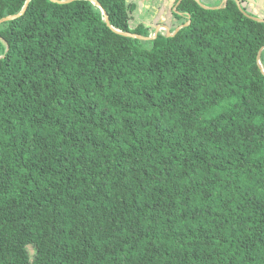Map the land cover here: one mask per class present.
<instances>
[{"label": "trees", "instance_id": "trees-1", "mask_svg": "<svg viewBox=\"0 0 264 264\" xmlns=\"http://www.w3.org/2000/svg\"><path fill=\"white\" fill-rule=\"evenodd\" d=\"M96 1L0 23V264H264V22Z\"/></svg>", "mask_w": 264, "mask_h": 264}, {"label": "rangeland", "instance_id": "rangeland-1", "mask_svg": "<svg viewBox=\"0 0 264 264\" xmlns=\"http://www.w3.org/2000/svg\"><path fill=\"white\" fill-rule=\"evenodd\" d=\"M206 6H225V0H199ZM247 3H250L253 6V10L248 8L246 15L254 14L255 17L263 16L264 17V1L263 0H247ZM137 6V15L136 19L138 22L142 21L147 26H152L154 22L164 19L166 12L169 11V8L173 4L172 0H133ZM143 4H139V3ZM140 5V6H139ZM245 5V2H243ZM256 7V8H255ZM260 9V10H259ZM259 11V12H257ZM133 26L136 25L135 21L132 22ZM30 252L32 258L35 254L33 246H30Z\"/></svg>", "mask_w": 264, "mask_h": 264}, {"label": "water", "instance_id": "water-1", "mask_svg": "<svg viewBox=\"0 0 264 264\" xmlns=\"http://www.w3.org/2000/svg\"><path fill=\"white\" fill-rule=\"evenodd\" d=\"M180 1H181V0H180ZM180 1H179V2H180ZM196 1H197L202 7L207 8V9H217V8H221V7H222V6H214V7L206 6V5H204L202 2H200L199 0H196ZM227 1H228V0H225L224 3H227ZM235 1L237 2V5L239 6V8H241L239 0H235ZM29 2H30V0H27V1H26L25 5H24V7H23V9H22V11H21L19 14L14 15V16L5 17L4 19L0 20V23H2L3 21L13 20V19H15V18L21 16V15L26 11ZM93 3H94L95 5H97L99 8H101L100 5H99V3H98L96 0H93ZM178 4H179V3H178ZM178 4H177V5H178ZM101 10H102L103 14L105 15V22L109 25V18H108V16H107L106 12H105L102 8H101ZM246 14H247V13H246ZM247 16L250 17L251 19L255 20V21H258V22H264L263 19H260V18H257V17H254V16H251V15H247ZM181 28H182V26H180L179 28H177L174 32H171L166 26L159 25V26L156 27V30H155V32H154V35H153V36H149V37H141V36H138V35H135V34H131V33H123L122 31H120V30H118V29H115V28H112V29H113L115 32H117V33H119V34H123V35H125V36H130V37H134V38H140V39H145V40H147V39L155 38V37L157 36V34L159 33V31H161V30H165V31L167 32V35H168V36H174V35H176V34L178 33V31H179ZM259 55H260V54H259ZM258 63H259V66H260V68L262 69V71H263V73H264V68H263V66H262V64H261V61H260L259 56H258Z\"/></svg>", "mask_w": 264, "mask_h": 264}]
</instances>
